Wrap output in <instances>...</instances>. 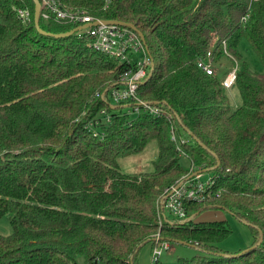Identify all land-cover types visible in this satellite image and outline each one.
Listing matches in <instances>:
<instances>
[{
	"label": "trees",
	"instance_id": "16d2710c",
	"mask_svg": "<svg viewBox=\"0 0 264 264\" xmlns=\"http://www.w3.org/2000/svg\"><path fill=\"white\" fill-rule=\"evenodd\" d=\"M60 1L144 35L152 66L136 96L163 114L135 113V102L111 104V90L134 62L94 50L77 32L43 35L32 0H0V219L13 230L0 235V264H139L147 245L151 257L157 234L199 251L176 264H264V0H113L107 10L102 0ZM16 7L31 10L30 24ZM39 24L51 34L75 29L43 18ZM243 39L261 72L242 60ZM209 52L213 75L198 67ZM225 52L240 61L236 109L217 69ZM96 118L102 137L90 129ZM151 140L159 147L155 171L122 173L118 159ZM192 166L214 184L205 200L187 205L189 220L171 223L160 200ZM210 208L246 222L254 243L221 250L229 224L192 221Z\"/></svg>",
	"mask_w": 264,
	"mask_h": 264
},
{
	"label": "built area",
	"instance_id": "2783aa9c",
	"mask_svg": "<svg viewBox=\"0 0 264 264\" xmlns=\"http://www.w3.org/2000/svg\"><path fill=\"white\" fill-rule=\"evenodd\" d=\"M19 1L25 5L24 0ZM102 1L103 10H107L113 2V0ZM39 3L40 18L47 21H54L64 25H73L75 28L97 22V25H92L77 32L76 34L78 37L88 40V44L91 48L111 58L118 59L121 62H128L129 64L135 63L123 73L121 77L122 85L111 90V101L114 104L135 102V113H139L143 110L155 117L162 116V109L141 101L136 96L139 84L147 77L150 67L152 66V61L148 57L143 42L136 31L123 25L104 24L102 22L103 20L90 14L88 10L67 5L60 0H39ZM15 12L18 19L23 24L31 23L32 13L28 7H16ZM140 53H143V61H138L136 59V56ZM211 55V52H209L206 60L200 59L198 61V67L208 75L214 74V63L210 58ZM235 81L236 68L227 73L223 78L222 84L226 89H229L234 86ZM97 96L102 98L104 94H97ZM100 114L104 123H109L111 121L110 115H108L105 110H102ZM99 125L100 122L96 118L95 121L93 120L90 124V129L95 135H100L102 137L97 131ZM172 137L174 140L178 139L174 130L172 131ZM180 141V144L185 143V140ZM178 150L181 152V155H185L180 147ZM213 184V178L204 173L201 167L196 168L192 166L186 176L164 190L159 207L161 211L167 213V215L170 214L181 220H189L187 205L190 202L205 200ZM161 220L162 215L160 214V224ZM155 239L157 243L152 250L150 264L158 263L163 252L170 249V242L160 241V234H157Z\"/></svg>",
	"mask_w": 264,
	"mask_h": 264
},
{
	"label": "rangeland",
	"instance_id": "374dc122",
	"mask_svg": "<svg viewBox=\"0 0 264 264\" xmlns=\"http://www.w3.org/2000/svg\"><path fill=\"white\" fill-rule=\"evenodd\" d=\"M239 52L243 57L242 60L246 61L247 67L253 71L261 72L262 65L259 59L256 57L251 45L243 39L240 42ZM143 53L136 56L138 61H143ZM233 60L232 58L226 57L221 60V67L217 66L218 71L222 76H226L230 70L236 68L240 61ZM233 68V69H232ZM230 98V104L233 109H236L241 104L239 91L236 87H231L227 90ZM114 104L113 102L111 103ZM159 154V147L156 140L148 142L146 148L140 153L128 154L118 159V164L122 173L126 175H142L153 173L155 171L154 161L157 159ZM181 164L185 168L190 167V162L187 158L182 157ZM168 221L171 223H179L186 220L177 219L172 215L168 214ZM194 223H214L225 221L229 224L231 234L229 237L218 243V247L223 251L236 252L240 249H247L254 241L255 237L252 232V228L244 221L235 217L232 213L219 209L210 208L199 215L192 217ZM12 226L7 217L0 219V235L9 236L12 234ZM148 253L150 256L151 246H145L140 252L139 264H142L143 254ZM199 251L192 246L180 244L178 242H170V249L164 251L160 257L161 264H176L179 258L191 259L197 255Z\"/></svg>",
	"mask_w": 264,
	"mask_h": 264
},
{
	"label": "water",
	"instance_id": "95a60500",
	"mask_svg": "<svg viewBox=\"0 0 264 264\" xmlns=\"http://www.w3.org/2000/svg\"><path fill=\"white\" fill-rule=\"evenodd\" d=\"M33 3H34V24H35V28L37 29V31L43 35H48V36H52V37H55V38H66V37H70L72 35H74L76 32L78 31H81L83 29H86L92 25H97L98 23L95 22V23H92V24H85L83 26H79L75 29H72L71 31L69 32H66V33H61V34H51V33H46L45 31H43L40 27V24H39V20H40V3H39V0H32ZM104 24H107V25H110V24H114V25H124L120 22H117V21H110V20H103L102 21ZM128 27H130L131 29H133L134 31H136L139 35V37L141 38L146 50H148L147 48V45L145 43V38H144V35L138 31L136 29V27L134 25H127ZM262 242V239L258 242L257 245L261 244Z\"/></svg>",
	"mask_w": 264,
	"mask_h": 264
},
{
	"label": "crops",
	"instance_id": "0c3cea01",
	"mask_svg": "<svg viewBox=\"0 0 264 264\" xmlns=\"http://www.w3.org/2000/svg\"><path fill=\"white\" fill-rule=\"evenodd\" d=\"M142 264H150V256L148 255V253L143 254Z\"/></svg>",
	"mask_w": 264,
	"mask_h": 264
}]
</instances>
